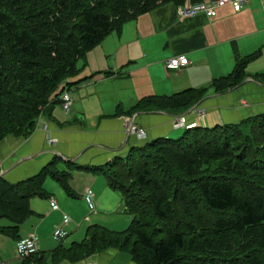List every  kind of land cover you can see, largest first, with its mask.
I'll return each instance as SVG.
<instances>
[{
  "label": "trees",
  "instance_id": "1",
  "mask_svg": "<svg viewBox=\"0 0 264 264\" xmlns=\"http://www.w3.org/2000/svg\"><path fill=\"white\" fill-rule=\"evenodd\" d=\"M187 1L202 0H0V143L9 136H31L40 118L51 116L63 92L77 83L72 77L80 72L79 61L109 34L162 4ZM259 54L242 58L211 87L225 92L238 86L248 75L247 64ZM207 91L208 87H190L171 95H150L129 112H181L200 102ZM185 130L179 138L159 137L135 146L104 165L56 156L26 179L11 182L0 175V217L12 222L0 226V233L17 241L22 238L21 224L35 212L31 199L51 197L44 187L47 175L74 195L71 182L76 170L101 171L108 186L122 192L125 209L133 214L131 225L119 231L91 224L83 240L39 252L22 264L77 263L109 249H129L136 264H264V113L236 123ZM237 139L246 142L241 151L236 148L242 144L231 150ZM153 152L177 167L181 173L176 178L187 180L203 199H187L185 191L180 193L182 199L167 191L158 195L163 182L150 175L163 162L144 159ZM255 154H260L259 161L252 159ZM218 159L223 161L217 169L223 170L221 175L217 170L205 173ZM128 179L134 185L128 186ZM140 186L149 191V198L136 191ZM182 188L179 182L176 191ZM202 203L215 215L212 225L205 223L202 212L194 213ZM175 215L178 220L172 227L168 219ZM158 219L164 224L161 237L155 227Z\"/></svg>",
  "mask_w": 264,
  "mask_h": 264
},
{
  "label": "crops",
  "instance_id": "2",
  "mask_svg": "<svg viewBox=\"0 0 264 264\" xmlns=\"http://www.w3.org/2000/svg\"><path fill=\"white\" fill-rule=\"evenodd\" d=\"M177 6L169 2L140 14L88 51L78 78L72 79L77 83L69 89L72 110L66 112L59 103L51 116L40 118L31 136L3 140L0 175L11 182L26 179L56 156L80 164L104 165L116 156H126L135 146L185 130L173 125L178 114L185 115L188 124L213 127L264 113V77H258L264 74V0H248L240 10L227 4L217 8L215 16L199 14L185 19L178 15ZM257 51L260 54L247 64L248 75L242 83L225 92L211 87L214 79L229 74L242 58ZM180 54L187 55L190 62L180 69H166V60ZM190 87H208L197 109L129 112L144 97L171 95ZM199 108L205 110L201 117ZM130 121L145 129L146 136L129 133L126 127ZM49 137L57 143L49 144ZM83 172L90 173L76 170L72 187L82 195L92 189L94 199H103L107 190L103 185L98 187L99 178ZM81 179L85 182L77 187ZM30 204L35 212L21 224L18 236L36 235L40 252H46V236L52 227L41 219L42 203L32 198ZM59 207L53 210L51 203H46L45 209L49 217L70 211L63 200ZM13 240L16 246L17 239ZM118 254V250L109 249L88 263L118 264L113 262ZM22 263L23 258L18 260ZM0 264L9 261L2 259ZM126 264L136 263L131 259Z\"/></svg>",
  "mask_w": 264,
  "mask_h": 264
},
{
  "label": "rangeland",
  "instance_id": "3",
  "mask_svg": "<svg viewBox=\"0 0 264 264\" xmlns=\"http://www.w3.org/2000/svg\"><path fill=\"white\" fill-rule=\"evenodd\" d=\"M84 61L85 60H83V59L79 61V67L83 66ZM78 76H79V74L72 77V79H77ZM192 107H194V109L198 108V106L195 104V105H193L187 109L185 108L184 111L188 110ZM199 109H201V108H199ZM198 112H199L198 113L199 117H201L205 113V110L201 109V110H198ZM178 115H174V119ZM194 125H197V122H194ZM194 125L192 127H194ZM184 128L187 129V128H191V127H184ZM185 131L186 130L181 129L180 131L174 133L173 137L179 138L180 136H182L185 133ZM207 137H209L210 140L214 139V138H212V136H207ZM237 140L238 141H234L233 144L231 145V150H232V147H235L236 145L242 144L243 146L240 145V146H238L240 148H236L237 150L241 151L242 150L241 147L244 148L246 146L245 145L246 142L243 139H237ZM259 155L260 154H255L252 157V159L254 161H259L258 160ZM165 158L166 157L161 156L158 152L151 153V156L148 154L144 158L147 160L149 159L147 161L148 163H149V161L154 162V163L163 162V165L160 163L161 165H158V167L154 168L152 170L153 172L150 175L151 177H155V175H158V179L161 180V182H163V183H161L162 185H161L160 189H157L158 195L167 191L169 196L173 197V194H175L176 199H182L180 193L185 191L189 196L187 199H191V198L203 199L201 197V195H199L198 190L196 188H192L193 187V186L191 187L192 184L190 185V183L187 180L185 181L181 177L179 178L180 180L178 178H176L175 174L178 172L181 173V171L177 167L172 166L170 163H168ZM221 163H223V161L221 159L215 160V162L213 164L209 165L210 170L209 169L206 170L205 173L215 172L218 169V165L220 166ZM60 166L63 168H66V166L62 162H60ZM166 169H168L170 171L168 172ZM222 171L218 173V170H217L216 173L221 175ZM171 173L174 174V176H172ZM83 175L84 176H86V175L97 176L99 178L98 187L100 188V185H103V187H105L107 190L103 196V199H97V198L94 199V202H95V209L94 210L90 209L86 199L84 198V195L80 194V190L77 189L76 187H73L74 195H70L61 186V184L59 182H57L54 178H52L51 175H47L45 178V181H44V187H45L46 191L51 196L56 198L58 200L59 204H62V200H63L64 201V207H68L70 209V211H65L66 215H68L71 218V220L65 228L68 235L64 239H56L54 237L55 230L59 227H62V225L64 224V214L58 213L52 217H49L48 211L45 208H46V203H50V199L44 198V197H35V199L39 200L42 203V207L44 209L41 211V214L44 215V216H42L41 219L43 221L47 222V224L52 227L51 231H49V233H48L49 235L46 236L48 244L46 247L47 249H45V250L47 253H50L51 251L57 249L61 245L70 246L73 243V241L83 240L86 237L87 229L91 224L97 223V224L104 225L108 228H111L113 230L121 231V230L128 228L132 223L133 214L130 211H127L125 209V201L123 199L122 192L119 189H114V188H111L110 186H108L106 175L104 172H101V171L92 172V171H90L89 174H87L86 172H83ZM72 182H74V181H72ZM72 182H71V184H72ZM84 182H85V180H83V179L79 180L77 182V187H78V185L82 186V184H84ZM179 182L183 185V188L180 189L179 191H176L177 186L179 185ZM127 183H128V186L134 185V183H131V179H128ZM60 191H61V193H63L64 196L62 194H60ZM136 191H138V193H140L142 196L145 195V197L149 198V194H150L149 191L143 189L141 186H140V188L138 187V189ZM64 197H66L68 200H65L66 198H64ZM145 197H144V199H146ZM179 203H181L180 204L181 206L185 205L182 202H179ZM200 212H202L204 215L205 223L208 221L207 223H210L212 225V221L214 220L215 215L213 213L207 211V210H204V204L200 206L199 210L194 211L195 214L200 213ZM176 213H178V211H176ZM177 215H179V217L183 218L182 212L179 211V214H177ZM222 215H224V214H222ZM216 216H220V215L216 213ZM177 220H178V217L175 215V216H171V218L168 219V222L173 227L174 225L176 226ZM9 224H11V220L9 218L0 217V226H7ZM162 225H164V224L158 219V224L155 225V227L158 226V230H159L158 236L159 237L163 236V232H162L163 226ZM2 244H4L3 249H2L4 253L0 252V254L2 256V257L0 256V261L3 259V260L9 261V264H18V260H20L22 258L19 257V254L17 252V247L15 246L13 237H11L10 235L4 234V233H0V249H1ZM15 248H16V251H15ZM118 252H119V254L117 256H115L113 259L114 263L126 264V263L131 261L132 257H131V253H130L129 249L118 250ZM96 255H97V253L91 255L86 260L81 261L82 264H89L88 262L90 260L92 261V259H95V257H97ZM8 257H10V258H8ZM66 262H69V261H66ZM77 263H79V262H77ZM34 264H37V263H34ZM91 264H94V263H91ZM95 264H97V263H95Z\"/></svg>",
  "mask_w": 264,
  "mask_h": 264
},
{
  "label": "built area",
  "instance_id": "4",
  "mask_svg": "<svg viewBox=\"0 0 264 264\" xmlns=\"http://www.w3.org/2000/svg\"><path fill=\"white\" fill-rule=\"evenodd\" d=\"M248 0H209V1H198L191 2L187 1L184 4H180L177 6V13L181 18H191L195 17L199 14H206L208 16H215L217 13V8L222 7L227 4L233 5L236 10L242 9L244 4ZM189 58L185 54L175 55L170 57L165 62L166 69H180L186 66L189 63ZM73 98L71 96L70 91L67 89L61 95V106L66 112H70L72 110ZM173 125L175 128L180 129L184 127H192L194 123L188 124L185 115H178L175 117L173 121ZM196 126V125H194ZM129 133H136L139 137L146 136V130L141 128L138 125H135L131 121L128 123L126 127ZM57 139L54 137L48 138L49 144H56ZM84 198L86 199L91 210L95 209L94 202V192L92 189H88ZM51 207L53 210L59 209V204L57 199L54 197L50 198ZM71 218L68 215H64V224L67 225L70 222ZM67 232L65 228L59 227L54 232V237L56 239H64L67 236ZM17 252L21 258H27L33 255H36L40 252V248L38 245V237L36 235H29L27 237H23L16 242Z\"/></svg>",
  "mask_w": 264,
  "mask_h": 264
}]
</instances>
